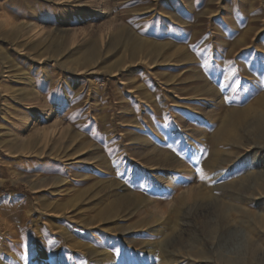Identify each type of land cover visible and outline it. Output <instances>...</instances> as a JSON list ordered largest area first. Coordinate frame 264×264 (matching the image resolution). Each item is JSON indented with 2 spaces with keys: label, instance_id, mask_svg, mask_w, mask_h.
Listing matches in <instances>:
<instances>
[{
  "label": "rangeland",
  "instance_id": "obj_1",
  "mask_svg": "<svg viewBox=\"0 0 264 264\" xmlns=\"http://www.w3.org/2000/svg\"><path fill=\"white\" fill-rule=\"evenodd\" d=\"M0 264H264V0H0Z\"/></svg>",
  "mask_w": 264,
  "mask_h": 264
},
{
  "label": "bare ground",
  "instance_id": "obj_2",
  "mask_svg": "<svg viewBox=\"0 0 264 264\" xmlns=\"http://www.w3.org/2000/svg\"><path fill=\"white\" fill-rule=\"evenodd\" d=\"M114 45H116L120 49H123V48L128 49L131 52L132 59H136L141 43L135 38H131V37L129 38L127 33H125L124 31H121L117 35L114 36L110 44V46H114ZM97 55H98L97 47L94 44L89 45L87 55L85 56V58L94 59L95 57H97ZM234 119H235V122L242 121V119L238 116H234ZM120 183H121L120 180H117L116 182L114 181L111 184V187H114L115 190L118 191L117 194L119 197L115 200V203H114L115 207H118V208L124 207L129 204L128 197L130 199H133L134 197L132 196H137L131 191V189L133 188L130 189L128 186L124 184L119 185ZM77 197L78 196H76V198ZM104 212L105 210H102L98 212L97 214H95L94 220L97 217L104 215L103 214ZM179 241H181V235L179 236L178 234L176 239L166 241L164 245H157L155 247H152L154 245L153 244L151 246V249L146 252L149 260H155L157 263H163L167 256L175 254V251L177 250L176 246L179 243Z\"/></svg>",
  "mask_w": 264,
  "mask_h": 264
}]
</instances>
